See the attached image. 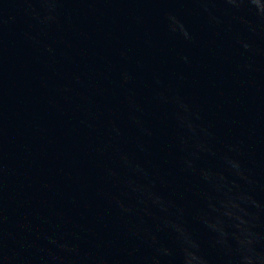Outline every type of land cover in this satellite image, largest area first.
<instances>
[{
  "label": "water",
  "instance_id": "95a60500",
  "mask_svg": "<svg viewBox=\"0 0 264 264\" xmlns=\"http://www.w3.org/2000/svg\"><path fill=\"white\" fill-rule=\"evenodd\" d=\"M0 264H264V0H0Z\"/></svg>",
  "mask_w": 264,
  "mask_h": 264
}]
</instances>
